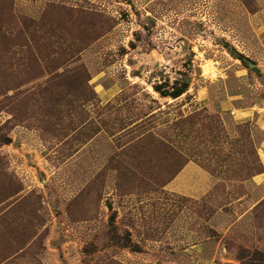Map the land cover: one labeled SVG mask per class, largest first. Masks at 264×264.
Returning <instances> with one entry per match:
<instances>
[{
	"label": "rangeland",
	"instance_id": "rangeland-1",
	"mask_svg": "<svg viewBox=\"0 0 264 264\" xmlns=\"http://www.w3.org/2000/svg\"><path fill=\"white\" fill-rule=\"evenodd\" d=\"M239 109L264 0H0V264H264Z\"/></svg>",
	"mask_w": 264,
	"mask_h": 264
},
{
	"label": "crops",
	"instance_id": "crops-1",
	"mask_svg": "<svg viewBox=\"0 0 264 264\" xmlns=\"http://www.w3.org/2000/svg\"><path fill=\"white\" fill-rule=\"evenodd\" d=\"M260 111H263V110L262 109H259V110L239 109L238 114H236L234 112V110L231 112L235 113L236 116H238V117H241V118L245 117L246 121H249L251 123L252 134H253V137L256 141V145L258 146L259 153L261 156L260 160H262V163L264 164V120L262 119V117L257 115V113H260ZM236 112H237V109H236ZM257 134L258 135L263 134L262 138L261 139L257 138ZM192 170L195 172L197 171L199 173L205 172V171H203V169H200V167L198 165L194 164L193 162H189L183 167V169L175 177L176 180H172L173 182L170 181L168 183L170 185V187H176V188L178 187V191L186 193V195H191V196L193 195L196 197L203 195L205 193V190L202 192L200 190L188 191V190L184 189L182 187V185H180L181 181H183V178H181V177H183L185 172L188 171V173H190ZM203 175H204V177H207L206 174H203ZM207 175H209V174H207ZM207 180H208V182H212V178H210V176L207 178ZM252 180L254 183H257V185L262 188L263 193H264V171L255 175L252 178ZM263 197H264V195H263Z\"/></svg>",
	"mask_w": 264,
	"mask_h": 264
},
{
	"label": "trees",
	"instance_id": "trees-1",
	"mask_svg": "<svg viewBox=\"0 0 264 264\" xmlns=\"http://www.w3.org/2000/svg\"><path fill=\"white\" fill-rule=\"evenodd\" d=\"M240 59L242 58L243 60L245 59L244 58V56H242L241 54H240V57H239ZM188 85H186L185 87H175V88H173V91H171V92H169V91H166V92H163L162 90H160V88H158V87H156V90L157 91H159L161 94H162V96H165V97H172V98H174V99H177V98H179V97H181L184 93H186L187 91H188ZM255 146V145H254ZM188 163V162H187ZM186 163V164H187ZM185 164V165H186ZM184 165V166H185ZM183 166V167H184ZM183 167L181 168V170L183 169ZM180 171H178L177 173H176V175L179 173ZM176 175H174V177L173 178H175V176ZM173 178H171L169 181H168V183L170 182V181H172V179ZM167 183V184H168Z\"/></svg>",
	"mask_w": 264,
	"mask_h": 264
}]
</instances>
